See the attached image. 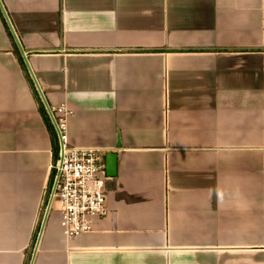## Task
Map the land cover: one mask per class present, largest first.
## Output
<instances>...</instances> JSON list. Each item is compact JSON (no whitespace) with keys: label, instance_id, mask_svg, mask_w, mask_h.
I'll return each instance as SVG.
<instances>
[{"label":"crops","instance_id":"1","mask_svg":"<svg viewBox=\"0 0 264 264\" xmlns=\"http://www.w3.org/2000/svg\"><path fill=\"white\" fill-rule=\"evenodd\" d=\"M33 89L102 155L75 237ZM0 264H264V0H0Z\"/></svg>","mask_w":264,"mask_h":264},{"label":"built area","instance_id":"2","mask_svg":"<svg viewBox=\"0 0 264 264\" xmlns=\"http://www.w3.org/2000/svg\"><path fill=\"white\" fill-rule=\"evenodd\" d=\"M56 137L55 157L49 164V177L43 209L51 205L59 212L62 234L75 237L92 230L93 220L106 213L107 191L102 155L97 149L69 145L64 104L46 106Z\"/></svg>","mask_w":264,"mask_h":264},{"label":"trees","instance_id":"3","mask_svg":"<svg viewBox=\"0 0 264 264\" xmlns=\"http://www.w3.org/2000/svg\"><path fill=\"white\" fill-rule=\"evenodd\" d=\"M15 54L19 56V53H17V51H14ZM33 88V87H32ZM33 93H34V96L36 98V103H37V106H38V110L40 112V115L42 116V119L44 121V124L48 130V132L50 133V136H51V143H52V158L55 157V153H56V137H55V132H54V129H53V126H52V123L48 117V114L46 112V109L44 108L42 102L39 100L36 92L34 91L33 89Z\"/></svg>","mask_w":264,"mask_h":264},{"label":"water","instance_id":"4","mask_svg":"<svg viewBox=\"0 0 264 264\" xmlns=\"http://www.w3.org/2000/svg\"><path fill=\"white\" fill-rule=\"evenodd\" d=\"M6 19V18H5ZM106 174L109 176H113L116 170V156L111 154V156L106 157Z\"/></svg>","mask_w":264,"mask_h":264},{"label":"rangeland","instance_id":"5","mask_svg":"<svg viewBox=\"0 0 264 264\" xmlns=\"http://www.w3.org/2000/svg\"><path fill=\"white\" fill-rule=\"evenodd\" d=\"M2 11V13H3V16H4V18H5V14H4V11L3 10H1ZM6 20V19H5ZM6 22H7V20H6ZM7 24H8V22H7ZM9 26V25H8Z\"/></svg>","mask_w":264,"mask_h":264}]
</instances>
